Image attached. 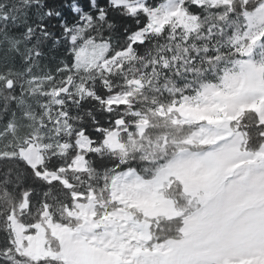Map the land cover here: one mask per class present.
<instances>
[{
    "label": "snow or ice",
    "instance_id": "snow-or-ice-1",
    "mask_svg": "<svg viewBox=\"0 0 264 264\" xmlns=\"http://www.w3.org/2000/svg\"><path fill=\"white\" fill-rule=\"evenodd\" d=\"M0 264H264V0H0Z\"/></svg>",
    "mask_w": 264,
    "mask_h": 264
}]
</instances>
